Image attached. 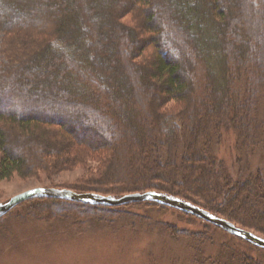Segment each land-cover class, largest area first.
<instances>
[{
	"label": "trees",
	"instance_id": "1",
	"mask_svg": "<svg viewBox=\"0 0 264 264\" xmlns=\"http://www.w3.org/2000/svg\"><path fill=\"white\" fill-rule=\"evenodd\" d=\"M0 58V182L82 166L80 194L163 193L264 237V0H0ZM41 201L29 216L123 207Z\"/></svg>",
	"mask_w": 264,
	"mask_h": 264
},
{
	"label": "rangeland",
	"instance_id": "2",
	"mask_svg": "<svg viewBox=\"0 0 264 264\" xmlns=\"http://www.w3.org/2000/svg\"><path fill=\"white\" fill-rule=\"evenodd\" d=\"M223 134L217 157L235 179L244 182L236 163L245 154L236 148L234 133ZM261 144L250 158L256 170L264 167L263 140ZM86 174V168L77 166L58 173L37 170L28 177L14 175L0 182V204L35 188L80 194L74 188L88 185ZM42 203L41 198L32 199L0 218V264H245L246 259L264 264L263 249L169 207L132 203L120 208L117 216L102 215L101 221L86 223L61 206L51 220L29 216L30 208Z\"/></svg>",
	"mask_w": 264,
	"mask_h": 264
},
{
	"label": "water",
	"instance_id": "3",
	"mask_svg": "<svg viewBox=\"0 0 264 264\" xmlns=\"http://www.w3.org/2000/svg\"><path fill=\"white\" fill-rule=\"evenodd\" d=\"M40 198H55L84 203L88 205L124 206L132 203L153 202L183 213L197 217L203 221L222 228L227 233L239 237L248 243L264 250V238L257 234L237 227L233 223L220 218L198 206L179 198L158 192L136 193L125 195L121 198L103 196L98 194H78L67 189L35 188L11 198L6 203L0 204V218L8 214L15 207Z\"/></svg>",
	"mask_w": 264,
	"mask_h": 264
},
{
	"label": "bare ground",
	"instance_id": "4",
	"mask_svg": "<svg viewBox=\"0 0 264 264\" xmlns=\"http://www.w3.org/2000/svg\"><path fill=\"white\" fill-rule=\"evenodd\" d=\"M113 197V196H112Z\"/></svg>",
	"mask_w": 264,
	"mask_h": 264
}]
</instances>
